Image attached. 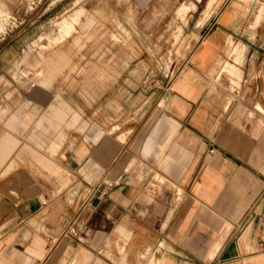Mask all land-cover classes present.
Segmentation results:
<instances>
[{"label":"crops","instance_id":"1","mask_svg":"<svg viewBox=\"0 0 264 264\" xmlns=\"http://www.w3.org/2000/svg\"><path fill=\"white\" fill-rule=\"evenodd\" d=\"M82 8L93 33L129 15L123 0ZM236 9L201 42L222 47ZM98 33L87 54L0 73V264H264V99L214 77L206 47L190 61L201 42L161 86L130 43L96 54L126 44Z\"/></svg>","mask_w":264,"mask_h":264},{"label":"rangeland","instance_id":"2","mask_svg":"<svg viewBox=\"0 0 264 264\" xmlns=\"http://www.w3.org/2000/svg\"><path fill=\"white\" fill-rule=\"evenodd\" d=\"M124 1L127 2L129 15L127 22L121 26L123 28L95 33L109 40L113 32L126 44L121 46L122 42L116 43L111 38L113 41H109V44L95 49L96 54H125L127 43H130L133 46L128 50L129 56L137 57L136 60L142 59V67L147 72L160 74L162 86L180 72L184 57L199 45L211 29L217 23L223 24L220 21L222 12L228 7H236L239 16L226 26L222 47L206 38L189 60L193 61V55L203 46L206 47V56L214 59L215 66L209 70L214 77L218 79L221 76L226 83L229 81L232 90L238 89L240 85L249 87L257 97L264 99V0ZM85 2L88 3V0H0L3 12L8 13L0 16L3 23L0 26V73L6 72L12 78H18V75L41 70L23 62L31 54L41 59L42 54L74 56L93 51L94 48L87 44L89 32L95 35L89 31L91 22L85 26L82 25L84 21L81 22L87 19L82 8ZM70 7L75 10L58 15V9L61 13ZM80 39L83 43H80ZM188 39L190 41H186ZM216 49H220L219 55ZM20 55L23 56L22 64L14 62L15 57ZM73 65L65 62L63 69L71 72ZM152 84V77L140 81V86ZM256 105L264 114V107L259 102H255Z\"/></svg>","mask_w":264,"mask_h":264},{"label":"built area","instance_id":"3","mask_svg":"<svg viewBox=\"0 0 264 264\" xmlns=\"http://www.w3.org/2000/svg\"><path fill=\"white\" fill-rule=\"evenodd\" d=\"M213 151H214V148H212V147L208 149V153H212ZM108 184H110V183L108 182ZM101 192H103V191H101ZM41 203H44L43 199L41 200Z\"/></svg>","mask_w":264,"mask_h":264},{"label":"bare ground","instance_id":"4","mask_svg":"<svg viewBox=\"0 0 264 264\" xmlns=\"http://www.w3.org/2000/svg\"><path fill=\"white\" fill-rule=\"evenodd\" d=\"M1 29H2V27H1ZM231 39V38H230ZM216 46V45H215ZM201 52H203L201 49L195 54V56H198L199 55V53H201ZM240 52V51H239ZM238 55V54H237ZM239 56V55H238Z\"/></svg>","mask_w":264,"mask_h":264}]
</instances>
